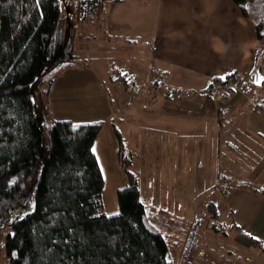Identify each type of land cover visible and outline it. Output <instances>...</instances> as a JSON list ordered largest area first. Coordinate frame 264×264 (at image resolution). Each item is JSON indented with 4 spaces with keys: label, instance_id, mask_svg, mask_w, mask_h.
<instances>
[{
    "label": "crops",
    "instance_id": "obj_1",
    "mask_svg": "<svg viewBox=\"0 0 264 264\" xmlns=\"http://www.w3.org/2000/svg\"><path fill=\"white\" fill-rule=\"evenodd\" d=\"M262 3L250 0L247 15L233 0H117L104 8L103 32L114 42L113 56L122 59L110 67L129 75L133 85L147 87L136 92V97H147H138L128 110L119 108L121 101H115L111 90L116 87L82 62L56 74L47 103L52 119L101 123L92 149L104 178L106 213L118 211L112 193L125 183L113 123L118 127L117 118L127 124L155 117L151 131L159 140L145 143L153 180L173 183L174 188L179 183L178 190L207 176L242 181L244 186L218 195L227 198L232 209L242 208V218L237 213L233 223L257 241L245 245L264 249V53L260 66L252 56L259 42L255 21ZM256 69L263 75L260 85L252 82ZM233 72L242 76L241 89L212 97L208 86ZM156 79L166 90L150 97L157 113L132 109L149 97L148 83ZM173 91L178 92L171 98ZM106 183L111 188L107 197Z\"/></svg>",
    "mask_w": 264,
    "mask_h": 264
},
{
    "label": "trees",
    "instance_id": "obj_2",
    "mask_svg": "<svg viewBox=\"0 0 264 264\" xmlns=\"http://www.w3.org/2000/svg\"><path fill=\"white\" fill-rule=\"evenodd\" d=\"M114 1L78 0L75 7L83 18L101 15L103 22L104 8ZM233 1L247 15L250 0ZM60 14V0H40L39 5L36 0H0V228L9 225L4 239L7 264H173L167 258V239L153 222V208L148 210L140 197L132 153L124 152L113 122L125 180L116 190L119 215L104 210V178L92 149L99 121L53 119L50 147L40 165L43 137L32 82L47 64ZM255 27L259 42L252 56L260 66L264 3ZM121 76L110 73L108 80L116 82ZM54 78L41 81L46 83L43 101ZM219 182L228 183L224 178ZM231 188L226 184L217 190L228 195ZM28 198L33 202L29 214L12 219ZM208 208L217 220V202L210 200Z\"/></svg>",
    "mask_w": 264,
    "mask_h": 264
},
{
    "label": "rangeland",
    "instance_id": "obj_3",
    "mask_svg": "<svg viewBox=\"0 0 264 264\" xmlns=\"http://www.w3.org/2000/svg\"><path fill=\"white\" fill-rule=\"evenodd\" d=\"M77 1L60 0L61 14L49 46L47 64L32 82V95L43 137L40 165L50 147L49 128L53 122L49 107L48 105L45 106L47 102L46 100L43 101L44 95L41 94L42 87L46 84L41 85L42 79L47 81L54 78L66 67L82 64V62H88L90 66H93L94 71L104 79H108L110 73L113 76H117L119 72L123 73L111 68L122 59L120 56H113L114 42L103 32L104 21L102 22L101 15H94L91 19L83 18L82 13H78L76 10ZM137 72L142 73V70L139 69ZM122 79L121 76L120 80H116V82L108 80L107 83L110 87L111 85L116 87V91H113L112 87L111 90L115 101L117 103L121 101L119 108L122 106L123 110H128L130 104L137 101L138 97L147 96L136 97L138 90H135L134 94H128L122 87ZM140 88L145 89L147 87ZM148 88L149 90L146 92L153 93L150 87ZM119 92H122L123 96ZM173 92L176 95L178 91ZM154 93L152 98H156L160 94ZM173 96L170 97L173 98ZM150 97L149 95L145 100H138L140 102L135 103L132 109L139 108L137 109L138 112L155 114L157 106L155 102L154 104L150 102L154 101ZM145 121L146 123H140L132 119L127 124H122L118 118L116 119L123 150L128 155L132 153L131 166L138 175L140 197L148 206V210L150 207L153 208L154 214L151 213L153 214V222L162 230L167 239V258L173 264H264V250L259 247L246 246L249 244L256 245L257 241L249 240L246 234H243L242 229L240 227L238 229L233 223L237 213V216L242 218V208L235 206L232 209V206L227 204V198L218 195L220 192L217 190L219 185L222 187H226V184L227 186L241 187L244 183L242 181L221 183L213 181L211 176H207L204 181L183 183V187L181 185L180 190H178L179 183L174 184V188L173 183L153 180L149 174L152 158H149L145 143L146 139L155 142L159 140L154 134L155 132L151 131L154 129L151 122L158 121V119L154 117L152 120ZM153 134L154 137H152ZM223 165H225V161ZM222 167L226 168V166ZM114 179L113 185L116 186L118 181ZM110 189L106 183L104 187L105 197H107ZM112 197L116 203V189L113 190ZM210 200H214L218 204L217 220L208 212ZM229 202L232 204V199ZM32 208L33 202L28 198L14 210L11 218L20 217L23 213L31 211ZM8 229V224L0 228V264L8 263V254L4 246Z\"/></svg>",
    "mask_w": 264,
    "mask_h": 264
},
{
    "label": "built area",
    "instance_id": "obj_4",
    "mask_svg": "<svg viewBox=\"0 0 264 264\" xmlns=\"http://www.w3.org/2000/svg\"><path fill=\"white\" fill-rule=\"evenodd\" d=\"M121 84L124 90L128 94L135 92V90L141 89L139 86H135L132 84V80L129 75L123 76ZM242 85H243L242 76L237 72H233L227 75L226 77H224L223 79L214 80L208 86V91L212 95V97L216 99H220L224 95H228L232 93L234 90L241 89ZM148 86L150 87L151 91H153V93H149L151 97L155 95L154 92H158L162 94L163 91H165V88H164L165 84L163 81L151 82V83H148ZM173 95H174V92L171 96Z\"/></svg>",
    "mask_w": 264,
    "mask_h": 264
},
{
    "label": "water",
    "instance_id": "obj_5",
    "mask_svg": "<svg viewBox=\"0 0 264 264\" xmlns=\"http://www.w3.org/2000/svg\"><path fill=\"white\" fill-rule=\"evenodd\" d=\"M262 81H263V75L259 71H255L253 78H252V82L255 85H260Z\"/></svg>",
    "mask_w": 264,
    "mask_h": 264
},
{
    "label": "snow or ice",
    "instance_id": "obj_6",
    "mask_svg": "<svg viewBox=\"0 0 264 264\" xmlns=\"http://www.w3.org/2000/svg\"><path fill=\"white\" fill-rule=\"evenodd\" d=\"M36 3H37V5H39L40 0H36ZM221 79H223V77H221ZM73 127L74 128H77V127H79V125H74ZM93 151H95V149H93ZM28 214H29L28 212L23 213V215L21 216V218H23V216H26ZM113 215H119V213H114ZM65 243H66V241H65Z\"/></svg>",
    "mask_w": 264,
    "mask_h": 264
},
{
    "label": "bare ground",
    "instance_id": "obj_7",
    "mask_svg": "<svg viewBox=\"0 0 264 264\" xmlns=\"http://www.w3.org/2000/svg\"><path fill=\"white\" fill-rule=\"evenodd\" d=\"M135 83V82H134Z\"/></svg>",
    "mask_w": 264,
    "mask_h": 264
}]
</instances>
